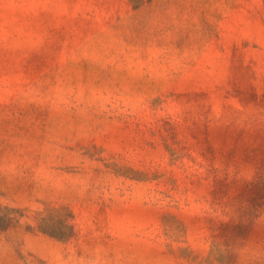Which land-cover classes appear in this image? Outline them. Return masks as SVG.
Here are the masks:
<instances>
[{
    "label": "rangeland",
    "instance_id": "374dc122",
    "mask_svg": "<svg viewBox=\"0 0 264 264\" xmlns=\"http://www.w3.org/2000/svg\"><path fill=\"white\" fill-rule=\"evenodd\" d=\"M0 264H264V0H0Z\"/></svg>",
    "mask_w": 264,
    "mask_h": 264
}]
</instances>
